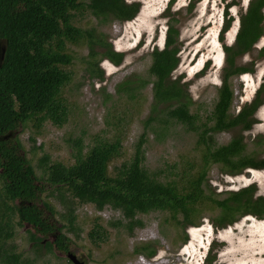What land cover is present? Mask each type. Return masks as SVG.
Segmentation results:
<instances>
[{"label": "trees", "instance_id": "obj_1", "mask_svg": "<svg viewBox=\"0 0 264 264\" xmlns=\"http://www.w3.org/2000/svg\"><path fill=\"white\" fill-rule=\"evenodd\" d=\"M193 7L194 3H191L189 10ZM140 8V2L127 0H0V45L6 48L0 66V264H38L40 256L24 257L13 245L16 226L25 224L32 228L27 233L29 241H34L37 255L44 249L68 252L72 240L67 233H73L76 238L80 236L76 203L93 205L98 211L106 207L120 211L123 218L112 226L124 227L129 235L144 226L137 219L138 215L152 212L169 213L171 219L184 229L195 226V214L204 204L219 211L212 219L218 229L233 225L240 217L264 219V196L256 194L255 184L238 191H226L223 198L206 193L207 168L211 165H219L224 173L233 176L247 169H264V159L247 153L244 136L258 123L256 113L264 104V82L251 102L243 104L236 115L230 113L234 103L230 79L252 71L250 67L237 66L235 58L249 52L264 35V0L250 1L246 14L242 15L235 43L225 46L227 66L218 99L207 123L202 125L204 130L197 141L204 149L201 171L189 177L183 175L186 179L183 186L175 181L157 179L143 165L145 132L136 144L133 158L115 169L113 174L109 167L121 154L119 140L96 144L86 154L79 144L76 162L71 166L59 162L47 165V156L42 161L46 164L43 174L47 177V186L52 188V195L56 192L64 211L59 213L52 205L41 201L46 187L24 154L17 133L23 132L30 120L36 121V127L46 121L60 127L66 121L61 92L72 80L65 67L73 62L67 45L85 41L90 59L100 56L115 66L124 59V53L114 51L104 36L94 35V28L76 26L77 13L87 9L103 24L109 21L123 23L133 20ZM172 21L178 20L173 18ZM179 34L176 25L170 24L164 48L155 47L150 54L148 79H128L117 87L118 94L135 99L142 88L152 85L151 113L145 121V129L162 115L167 118L165 122L172 120L190 131L198 132L200 127L198 116L189 108L192 98L188 85L182 82L184 76L173 79V72L180 63ZM260 56H264V48ZM88 64L94 67V61ZM95 67L102 79L104 72L98 67V61ZM208 122L212 125L208 126ZM235 129L239 133L229 143L215 145L214 134ZM30 140L35 142L33 137ZM259 143H264V137ZM57 215L60 221L55 219ZM62 228L67 229L66 233ZM51 235L54 241L46 240L45 245L40 242ZM107 235L97 222L89 238L98 245L107 239ZM184 241H188V235ZM213 250L214 247L209 250L204 264H217ZM134 253L151 258L157 249L145 243L137 246Z\"/></svg>", "mask_w": 264, "mask_h": 264}, {"label": "rangeland", "instance_id": "obj_2", "mask_svg": "<svg viewBox=\"0 0 264 264\" xmlns=\"http://www.w3.org/2000/svg\"><path fill=\"white\" fill-rule=\"evenodd\" d=\"M127 1L141 3L139 13L129 22L109 21L103 24L87 9L78 12L74 19L76 26L94 28L95 36H104L114 51L124 53L122 63L115 66L100 56L90 59L85 41L77 45L68 44L67 52L73 56V62L65 70L71 73L72 80L61 92L67 112L66 121L60 127L51 121L36 127V121L30 120L25 124L24 131L17 133L24 154L46 187L41 201L49 203L59 213L64 211V207L58 202L56 192L52 195V188L47 186V177L43 174L46 164L42 161L47 156V165L59 162L71 166L76 162L79 144L86 154L96 144L119 140L121 154L109 167L113 174L115 169L133 158L136 144L145 132L143 165L157 179L175 181L183 186L186 182L183 175L189 177L201 171L204 149L197 144L199 133L204 130L202 125L207 123L218 99L227 66L225 46L234 44L240 27V14L251 0H244L242 4L238 2L232 8L234 18H231L228 31L224 32L220 29L227 0ZM191 3L194 7L189 10ZM173 18L178 21H172ZM170 24H175L180 31V63L173 72V79L184 76L182 82L188 85L192 98L190 111L198 116V132L172 120L165 122L167 118L164 115L145 129L153 100L151 84L142 88L135 99L117 93L118 85L128 79L144 81L149 78L150 54L155 47L164 48ZM263 48L264 35L249 52L236 59L237 66L250 67L252 71L230 79L234 92L232 115H236L243 104L252 101L264 82V56H260ZM89 61H94L93 68ZM96 61L104 72L102 79L97 75ZM256 119L258 123L244 133L245 143L248 154L264 159V143L258 144L264 137V104L257 111ZM209 125L212 123L208 122ZM238 133V129L216 133L214 143L216 146L225 145ZM31 137L35 142L30 140ZM207 171L206 193H212L217 198L226 196V191H238L251 184L257 186V195L264 196V169H247L235 176L224 173L219 165H211ZM199 209L194 218L195 226L186 229L174 222L169 213L138 215L137 219L144 226L129 235L124 227L112 226L123 218L120 211L110 207L98 211L93 205L76 203L80 236L76 238L73 233H67L72 240L70 250L78 252L86 264H135L141 256L149 264H204L209 250L214 247L217 264H264V219L240 217L233 225L218 229L212 219L219 211L210 204H204ZM55 219L60 221L59 215ZM97 222L108 235L104 242L95 245L89 233L96 228ZM28 229H32L28 224L16 226L13 245L17 252L32 259L40 256L38 264H71L57 250L47 252L44 249L37 255L29 241ZM62 229L66 233L67 229ZM185 235H188L187 242L184 241ZM145 243L157 249L151 258L134 253L137 246Z\"/></svg>", "mask_w": 264, "mask_h": 264}, {"label": "flooded vegetation", "instance_id": "obj_3", "mask_svg": "<svg viewBox=\"0 0 264 264\" xmlns=\"http://www.w3.org/2000/svg\"><path fill=\"white\" fill-rule=\"evenodd\" d=\"M243 1H244V0H227V2H226V6L224 7V9H223V13H222V16H223V22H222L221 29H220L221 32L228 31V29H229V27H230L231 18H234V15L232 14V11H231V10H232V8H235V6H237V3H238V2H240V3L242 4ZM242 7H243V5H242ZM247 8H248V6H247ZM247 8H246V10H245L243 13L240 14V17H239L240 27H241V18H242V15L246 14ZM263 13H264V9H263ZM226 18H227V20H228L227 22H226ZM227 24H228V27H227ZM262 25H264V21H263ZM226 27H227V28H226ZM240 27H239V30H240ZM225 28H226V30H225ZM239 30H238V31H239ZM237 33H238V32H237ZM236 36H237V34H236ZM235 41H236V37L234 38V43H235ZM257 42H258V41H257ZM257 42H256L254 45H256ZM243 55H244V54H243ZM243 55H239V56H237V57L235 58V61H236V59H237L238 57H241V56H243ZM227 58H228V55H227ZM227 58H226V61H227ZM59 226H60V224H59ZM46 240H49V241H52V240H53V241H54L55 238L53 237V235H51V236H49V237H47V238L42 239L40 242H41L43 245H45V244H46ZM31 246H34V241L31 242ZM69 252H71V250H69V251L66 252V253H63V255H64V256H67V254H68ZM60 253H61V252H60ZM74 254H76V256H77V258L79 259V261H81L82 263L86 264L85 259H84L82 256H80V255L78 254V252H76V253H74ZM67 259H68V258H67ZM71 264H73V263L71 262Z\"/></svg>", "mask_w": 264, "mask_h": 264}, {"label": "water", "instance_id": "obj_4", "mask_svg": "<svg viewBox=\"0 0 264 264\" xmlns=\"http://www.w3.org/2000/svg\"><path fill=\"white\" fill-rule=\"evenodd\" d=\"M5 52H6V48L5 47H1V45H0V66L3 63V61H4ZM66 257L73 264H84L81 261H79V259L77 258L76 254H74L73 252H69Z\"/></svg>", "mask_w": 264, "mask_h": 264}, {"label": "built area", "instance_id": "obj_5", "mask_svg": "<svg viewBox=\"0 0 264 264\" xmlns=\"http://www.w3.org/2000/svg\"><path fill=\"white\" fill-rule=\"evenodd\" d=\"M162 262H166V261L162 260ZM135 264H149V263L147 262V260L144 257L141 256V257H139V259L137 260V262Z\"/></svg>", "mask_w": 264, "mask_h": 264}, {"label": "bare ground", "instance_id": "obj_6", "mask_svg": "<svg viewBox=\"0 0 264 264\" xmlns=\"http://www.w3.org/2000/svg\"><path fill=\"white\" fill-rule=\"evenodd\" d=\"M218 59H220V55L218 56Z\"/></svg>", "mask_w": 264, "mask_h": 264}]
</instances>
